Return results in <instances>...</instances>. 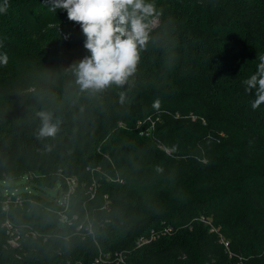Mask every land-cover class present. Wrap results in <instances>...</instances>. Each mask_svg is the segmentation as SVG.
Returning a JSON list of instances; mask_svg holds the SVG:
<instances>
[{
    "label": "trees",
    "instance_id": "trees-1",
    "mask_svg": "<svg viewBox=\"0 0 264 264\" xmlns=\"http://www.w3.org/2000/svg\"><path fill=\"white\" fill-rule=\"evenodd\" d=\"M149 2L157 24L136 71L100 91L76 82L72 65L90 53L66 10L8 0L0 13V264H94L106 252L126 264H264V104L253 109L244 84L264 54V0ZM41 111L59 120L55 137L38 138ZM148 117L159 118L151 131ZM20 178L38 192L4 212L5 184ZM65 178L76 182L70 226L46 211ZM5 220L37 237L4 249Z\"/></svg>",
    "mask_w": 264,
    "mask_h": 264
},
{
    "label": "clouds",
    "instance_id": "clouds-1",
    "mask_svg": "<svg viewBox=\"0 0 264 264\" xmlns=\"http://www.w3.org/2000/svg\"><path fill=\"white\" fill-rule=\"evenodd\" d=\"M8 7L4 0L0 13H6ZM56 9L66 10L68 20L77 23L86 37L84 48L90 55L72 65L80 89L100 91L113 84L124 85L136 71L156 5L149 0H53L50 10ZM2 44L0 41V47ZM0 61L6 63L7 54L0 55ZM256 61L255 73L244 81L246 92L255 91L253 109L264 104V54H257ZM37 115L41 120L38 138L55 137L59 120L53 122L49 112ZM157 171L163 169L158 166Z\"/></svg>",
    "mask_w": 264,
    "mask_h": 264
},
{
    "label": "built area",
    "instance_id": "built-area-1",
    "mask_svg": "<svg viewBox=\"0 0 264 264\" xmlns=\"http://www.w3.org/2000/svg\"><path fill=\"white\" fill-rule=\"evenodd\" d=\"M156 24H157V22L155 23V26H156ZM152 25H154V23H151L149 25V27ZM149 31H150V29L148 28V32ZM186 118H189L191 121H195V117L193 115H189ZM158 119L159 118L151 119L149 117L146 119V121L149 124V130H147V131L153 130L154 124L158 121ZM65 180H66V183L68 184V191L61 196V199H55V204L59 208V210L57 212L59 223L61 225H64V226H70V225H72V223H74L77 220L76 216H69L66 213L67 208H68V198H69L70 194L73 193L74 188L76 187V182L74 179H69V178H65ZM58 191H59V189H58ZM27 192L29 193L30 191H27ZM2 197H3V200H2V204H1L2 205L1 209L4 212H8L11 209V207H16V206L20 205V203L22 201V196L19 193H16L15 191L4 190ZM52 201H54V199H52ZM201 220L203 221L205 226L209 227L210 233H214L217 235L219 244H221L228 251V242L220 235L219 229L213 227L210 220H206L204 218H202ZM1 228H2L4 235H5V242L3 244V248L6 250L7 249H9V250H18L19 249L20 250L22 238H24V237L36 238L37 237L35 232H33L31 230H26L23 233L20 232L8 220H5L3 222V224L1 225ZM80 229H81V226H78L77 231H79ZM87 229L90 230V223L89 222H88ZM170 232H171V228L166 227V226L162 227L160 230H157V231L152 230L146 238H140L138 240V244L139 245L147 244L151 241L157 240L160 236L169 235ZM110 261H114L116 264H126L125 263V257L123 256L122 253H119V252L101 253V254H99L98 257H96L94 259L93 263L94 264H101L102 262H110Z\"/></svg>",
    "mask_w": 264,
    "mask_h": 264
},
{
    "label": "rangeland",
    "instance_id": "rangeland-1",
    "mask_svg": "<svg viewBox=\"0 0 264 264\" xmlns=\"http://www.w3.org/2000/svg\"><path fill=\"white\" fill-rule=\"evenodd\" d=\"M152 23H154V25L149 27L150 30L155 28L156 21H153ZM62 181H63V187L64 188L60 187L59 191H57L58 187H55L54 189L47 190L46 193H45L46 197L54 199V201L52 203L54 205V207L47 206V208H46L47 212H52V211H54V209L56 210L55 206L57 207V205L55 204V199H61V196L68 191V184L66 183V180L62 179ZM5 185L10 186L9 190L10 191H15L16 193H25L27 191H30L32 193L38 192V190L35 189L33 186L27 184L25 178H20V179H18L16 181L8 182ZM89 189H91V188H89ZM57 212H58V210L56 211V215H57ZM56 217H57V221H58V216H56Z\"/></svg>",
    "mask_w": 264,
    "mask_h": 264
}]
</instances>
